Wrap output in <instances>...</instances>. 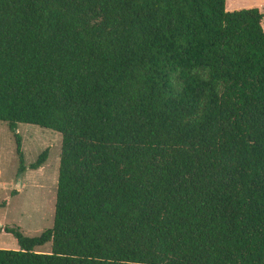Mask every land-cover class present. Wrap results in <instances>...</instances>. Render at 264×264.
<instances>
[{
	"label": "trees",
	"instance_id": "1",
	"mask_svg": "<svg viewBox=\"0 0 264 264\" xmlns=\"http://www.w3.org/2000/svg\"><path fill=\"white\" fill-rule=\"evenodd\" d=\"M225 3L0 0L17 174L48 154L18 123L61 135L52 225H0V264H264V12Z\"/></svg>",
	"mask_w": 264,
	"mask_h": 264
},
{
	"label": "rangeland",
	"instance_id": "2",
	"mask_svg": "<svg viewBox=\"0 0 264 264\" xmlns=\"http://www.w3.org/2000/svg\"><path fill=\"white\" fill-rule=\"evenodd\" d=\"M227 6V7H226ZM259 7L264 12V0H226L225 9ZM264 26V17L262 19ZM21 150L25 165L47 150L46 161L35 170L17 174L18 159L12 132L0 121V225H17L24 235L36 236L53 222L54 200L59 166L61 135L37 125L18 123ZM12 191H16L11 195ZM0 248L17 249L13 236L0 232ZM38 252H49V243L36 247Z\"/></svg>",
	"mask_w": 264,
	"mask_h": 264
}]
</instances>
